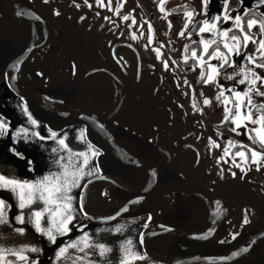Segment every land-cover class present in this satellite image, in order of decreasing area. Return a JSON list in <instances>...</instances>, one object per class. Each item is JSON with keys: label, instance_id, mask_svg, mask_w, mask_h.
Here are the masks:
<instances>
[{"label": "snow or ice", "instance_id": "obj_1", "mask_svg": "<svg viewBox=\"0 0 264 264\" xmlns=\"http://www.w3.org/2000/svg\"><path fill=\"white\" fill-rule=\"evenodd\" d=\"M40 2L49 8L51 16L62 18L81 29L85 25L92 29L96 24L105 29L107 24L100 23V19L115 25L116 21L110 15H103L99 9H105L124 21L131 20L130 29L136 24L132 14L134 9L120 16L124 0H119L115 6L113 0H64L57 7L51 6L53 0ZM156 7L161 14L169 11L165 0H159ZM85 9L95 12L98 18L95 23L88 22L90 12ZM174 10L182 14V24L176 33L181 38V46L175 49L173 45L172 49H167L166 42L160 41L152 47L155 29L149 21L147 42L143 48L149 58L153 54L155 56L150 67L155 71L156 61H159L170 79L177 81L175 87L179 88L175 68L183 63L185 71L197 73L192 81L184 78L183 85L187 90L180 92L189 99L191 110L199 114L193 117L197 125L203 124L205 108L215 105L221 115L211 135L200 131L188 132L186 126L177 130L181 117H187L188 113L183 111L185 105L179 96L176 100L163 96L165 90L161 76V82L149 89V95L160 102L162 119L151 120L145 134L148 146H158L155 166L132 157H129V163L138 170H144L147 187H151L154 183L158 185L164 166L175 165L183 156L185 165L173 169L177 182L195 180V173L206 181L205 190L197 196L211 209L210 223L204 231L193 233V237L207 239L209 234L218 231L212 226L217 224L216 218L227 220L230 214L227 200L219 192L223 185L242 184L264 205V0H199L198 7L185 3L174 6ZM14 15L24 17L28 13L14 9ZM31 15L37 21H43L41 15L35 12ZM171 28L172 23L168 20L167 29L170 31ZM129 35L131 41H138L135 30ZM46 37L47 33H42L39 42L34 41L25 48L33 60L36 59L33 49L45 47ZM108 43L111 45L113 42ZM128 47H133V44L129 43ZM166 49L169 52L167 58ZM174 50L180 52L179 57L174 55ZM111 55L121 69L127 67L128 61L115 49ZM65 59L70 62L69 74L77 76L80 71L78 58L66 56ZM25 63L17 57L0 69V83L9 94L0 105V140L5 142L10 158L24 161L32 177H20L0 161V264H45L41 260L45 252L51 253L47 264H164L163 257L150 253L145 240L149 234L145 230L155 223V213L148 211L142 225L136 224L139 217L133 215L131 220L127 219L131 209L145 201V185H141L144 194H137L111 207L115 203L112 193L117 180L103 167V145L90 139L93 128L107 132L105 123L101 122L104 117L99 113L92 114V110L63 111L60 113L63 123L53 124L35 114L18 86L24 76ZM100 71L95 67L91 69L92 73ZM142 73L143 69L139 68L135 79L143 81ZM34 75L46 86L52 82V76L46 69L37 67ZM84 75L90 76L91 73L85 71ZM112 79L119 85L121 77L118 74ZM204 87L214 88V93L205 94ZM114 96L115 101L109 111H120L126 99L118 86ZM42 99L48 102L53 97L45 95ZM13 100L15 103L9 108ZM136 102H144L143 94L136 98ZM58 104L64 105V101L60 100ZM73 116L77 119L73 120ZM112 123L119 126L121 122L114 117ZM24 146L35 148L36 155L27 153ZM201 146L205 149L204 156L201 155ZM209 158L215 161V168L209 163ZM41 162L42 167H38ZM205 165L207 175L203 172ZM95 181L101 182L96 189L97 201L103 200L109 205L108 212L90 209V191L95 187ZM103 181L110 183L104 184ZM175 196L169 191L167 202L173 207ZM258 211L255 203L245 201L240 219L236 222L228 220L226 236L217 243L224 245L229 243V239L235 241L242 234L236 228L250 225ZM86 221L107 226H97L89 231ZM157 227L161 233L175 230L169 222L160 223ZM258 240H264V230L230 254L205 256L203 259L233 261L248 253ZM167 264H172V261ZM175 264L181 262L177 260Z\"/></svg>", "mask_w": 264, "mask_h": 264}, {"label": "rangeland", "instance_id": "obj_2", "mask_svg": "<svg viewBox=\"0 0 264 264\" xmlns=\"http://www.w3.org/2000/svg\"><path fill=\"white\" fill-rule=\"evenodd\" d=\"M0 1H10V0H0ZM124 1H125V7L122 9V14L120 16L128 14L131 10L134 9L135 11L132 14L135 16L136 24L133 25V27L130 29L128 25L131 24L132 21L131 20L124 21L119 18L122 24V29L119 32V34L115 36V39L116 41L127 40L133 42L136 46L139 45L138 49L141 59V66H142L141 68L143 69V73H142L143 81L135 79V72L138 70L137 67L138 59H136L137 58L136 55H132L130 62L128 61V64L130 66L127 65L129 66V71L131 72L130 73L131 76L128 79L127 78L124 79L126 81V84L129 86L128 96L126 98V103L122 106V110H120L117 113L116 117H118L120 122L126 125L128 128L129 126H131V129L135 131H139L140 133L145 135L148 131V125L151 120L162 119L160 106H159L160 102L155 98H153L151 95H149V89L155 84L160 83L161 82L160 77L163 75L164 77H163L162 86L164 90H166L164 86H167V73H165L163 68L159 65V61H156V69L155 71H152L150 66L152 64V61L155 60V56L153 54L152 57L149 58L147 51L143 48V45L147 42L146 41L147 23L151 21L155 29L154 43L152 45V47H155L160 41H164V38L166 37L168 17H166L167 16L166 14L165 16L164 14H161L158 8L156 7L159 0H124ZM193 1L195 3H198L197 5H199V0H193ZM32 2L35 5L37 13L41 15L43 19L47 22L48 32H49L47 43L54 42L55 31L52 28V24L57 25V28L62 32L64 39V44L62 48L57 53L55 58H53L52 62H49L47 65L46 63L43 64L41 62L43 58L36 56L40 52L45 51L44 48H42L40 50L36 49L33 51V54L36 57L35 60H33L32 56L30 55L29 59L24 64V67L26 68L31 66V70H33V72L35 68L39 67L46 69L51 74L52 76L51 84L47 86L44 85L47 89H51L69 78H72L76 83L79 84L81 80L85 77L84 75L85 71L89 72L93 67L95 68L104 67V66L106 67V66H110V64L113 63L110 56L111 52L106 47V42L109 39L108 37H106V34H109V32L112 31V27H110L107 24L108 22H105L100 19V23L107 24V27L104 30L100 28L99 24H96L95 27L92 29H88L86 25L83 29H81L76 25L65 22V20L62 18H56L54 16H51L49 13V8L43 6L40 0H32ZM62 3H64V0H53L51 6L57 7ZM185 3H190V0H165V7L167 10H169L166 13L170 12L171 13L170 16L174 21V31L172 36L177 39L179 45H181V38H178L176 36V33L180 29L182 24V18H181L182 14H177L176 11L174 10V6L183 5ZM85 11L90 12V18L88 22L95 23V21L98 19L95 16V12L88 9H85ZM99 11H101L103 15L118 17L112 13L107 12L105 9H99ZM22 21H23L22 17H18L14 14H8L0 17V40L10 35L15 41L17 42L21 41L23 37ZM141 25H143V27H141ZM132 30H135L137 32V35L139 37L138 41H131L129 33ZM141 32H143L144 35H140ZM193 39H195V36H193ZM121 50H125V48H122ZM168 55L169 52L166 49L165 57L167 58ZM174 55L176 57H179L180 52L177 51L174 53ZM66 56L67 57L75 56L78 58L80 71L77 76H72L69 74L68 68L70 62L65 59ZM115 68H117L116 65ZM176 69L180 71L182 76L187 77L190 81H192L197 75L196 72L185 71L184 65L183 66L179 65L178 67H176ZM25 71L26 70H24L23 78L20 79L23 88H25L24 87L25 84L29 85L33 82L28 78ZM77 91L79 93L78 99L75 102V104H72L74 108L84 109L86 111L92 110V114H94L96 109H99L103 106L105 107L106 104H90L87 93L80 88L77 89ZM141 94H143L144 97V102L142 104H138L137 102L136 104H129L131 101H133L134 98L141 96ZM165 94L166 91H164L163 96H165ZM98 100L99 98H96V101ZM128 101L130 102L127 104ZM184 104L188 116L181 117L177 130H179L180 127L186 126L188 128V132L200 131V132H206L207 135H211L214 129L216 128V126L212 127L210 121L208 120V118H206L205 113L202 117L203 124L197 125V122L195 119H193V117L198 116L199 114L194 113L191 110L189 99L187 97L184 99ZM190 142L191 141H189V143ZM200 151H201V155L204 156L205 149L203 146H201ZM217 155H219V150H217ZM209 163L213 168L216 167L215 161L211 160L210 158H209ZM184 165H185V158L181 156L180 160H178L177 163L175 165H172L171 167L175 168ZM203 172L204 175H207V165H205ZM193 175L196 176V179L187 181L186 183H200V184L206 183V181L202 179L199 173H195ZM237 175L238 176L240 175L239 170H237ZM102 183L108 184L105 182ZM100 184L101 182L96 183V186L100 187ZM219 192L221 195L225 197V199L227 200V206L230 208V214L228 215V218L226 220L227 230H228V220L236 222L240 219L241 210L244 207L245 201H250L251 203H255L259 211L257 213V216L252 220L251 224L246 225L245 228L243 229H248L252 227L258 221L264 222V205H262L258 197H255L251 194V192L248 190L247 187L243 186L242 184H235V183L225 184L219 189ZM167 197L168 195L160 200L155 201V203L150 207V210L155 209V211H153L155 213L153 217L155 221H161L167 215L172 213L173 210L176 208V206L173 207L172 203L167 202ZM175 201H176V197H174V202ZM156 209H158L159 211L157 212ZM96 211L108 212L109 209L98 208V210L96 209ZM204 217H205V211H203V209H200L198 214L193 218L191 223L195 224L197 222H200L204 219ZM142 219L144 221L146 217H143ZM236 230L240 232L242 229L237 227ZM165 241H166V237L160 238L156 242V246L162 248Z\"/></svg>", "mask_w": 264, "mask_h": 264}, {"label": "trees", "instance_id": "obj_3", "mask_svg": "<svg viewBox=\"0 0 264 264\" xmlns=\"http://www.w3.org/2000/svg\"><path fill=\"white\" fill-rule=\"evenodd\" d=\"M6 2L7 1H0V7H2ZM27 42V39L17 42L10 35L0 40V69L4 68L7 63L23 52L27 47ZM60 46L61 45L59 44L57 49H59ZM29 79L33 81L37 89H33L29 85L25 84L24 87L27 90L37 93H45L52 97H58V95H62L67 97V102H70V99L74 100L78 97V88H76V85L72 81H64L51 89H47L44 84L40 82V78L35 77L33 70L29 71ZM29 104L31 109L38 116L52 121L53 124L63 123L60 113L50 108L43 107L33 101H29ZM72 119L75 120L77 118L72 117ZM116 131L117 132L114 133L116 138L130 139L133 142L135 141L137 146L134 148L133 152H135V154H139L138 156L141 158H146L143 155V152L149 150L152 147L145 143L144 136L140 135L139 133H133L121 126L117 127ZM90 139H92L93 142L99 141L100 144L103 145L105 149V155L102 157L103 167L106 169L108 175L115 177L119 182V185L113 186L115 190L112 193V195L115 197V200L118 202L117 204H120L122 200L134 198L137 194H144L142 192L141 185L147 182L145 180V173H140V169L138 170L135 165L121 162L113 153L110 145L93 129ZM5 164L7 168L11 169L16 175H18L16 167L13 164L7 162H5ZM164 167L165 171L159 179L156 191H160L168 184L175 182L177 183L174 170L167 166ZM94 184L95 187L91 189L89 197L91 211H96V209L98 210L94 196V191L97 186L96 183ZM175 194L176 201L174 204L176 208L161 221L169 222L175 227L192 232L205 228L207 225H209L211 209L208 208L206 201L201 202L197 196V193L194 192L186 191L177 192ZM154 203L155 202L145 199V201L131 209V213L127 218H133V215L139 218L146 217L148 211H155V209L150 210V207ZM200 209L205 210L204 219L200 222L192 224L191 222L193 218L198 214ZM156 210L157 212L159 211L158 209ZM226 222L227 221L223 220L215 236L206 241L189 240L174 236H161L156 237L151 242V248L157 253L170 256H215L229 252L239 247L253 234L264 228V222L258 221L252 227L248 229H242L240 231L242 234L235 241L229 239L228 244L221 245L217 243V241L224 239L226 236ZM162 237H166V241L164 242L163 247L159 248L156 246V242ZM263 251L264 240L256 243L254 247L250 249V251L246 253L241 259L223 264H264Z\"/></svg>", "mask_w": 264, "mask_h": 264}, {"label": "flooded vegetation", "instance_id": "obj_4", "mask_svg": "<svg viewBox=\"0 0 264 264\" xmlns=\"http://www.w3.org/2000/svg\"><path fill=\"white\" fill-rule=\"evenodd\" d=\"M10 1H16V2L22 3V4L26 5V6H28L29 8H31L32 10H34L37 13L35 5L32 2V0H10ZM192 1L190 0L189 4H191L193 7H198L199 6V5H197L198 3H195L194 1L193 2ZM7 2H9V1H7ZM118 2H119V0H113V6H115V4L118 3ZM124 7H125V1H124L123 8ZM122 9H121L120 15L122 14ZM165 14L167 15L166 17H168V20L171 21L172 28H171L170 31L168 29L166 30V37L164 38V42H166V44H167V49H172L173 45H175V49H179L181 45H179L177 39L172 36L173 35V31H174V21L171 18L169 13H164V16H165ZM37 15H39V14L37 13ZM22 18H23L22 23L24 24V27H25V35H24L23 39H21V41L24 40V39L25 40L27 39V41H28L27 45H28V43H29V41L31 39V20H30L29 17H26V16H24ZM112 19L114 21H116V23H115V25L112 24V23H107L110 27H112V31H110L109 34H106V37L109 38L107 40V42H106L107 49L110 52H112V50L115 49L118 52L119 55H122L129 62L131 60V56L132 55H136L137 58L136 57L135 58L138 59L137 67H138V69L141 68L142 66H141V59H140V53H139L138 47L133 42H130V41H127V40L116 41L115 36L118 35L119 32L121 31L122 24H121V21H120L119 17L113 16ZM197 19H199V17H197ZM43 22H44V24L46 25V28H47V37H46V40H45V45L46 46L43 47L45 51L40 52L36 56H39V57L43 58L41 60V62L43 64L46 63V65H47L49 62H52L53 58H55L57 53L62 48V46L64 44V39H63V34L57 28V25L52 24V28L55 31L54 32V42L53 43H47L48 36H49L48 25H47V22L44 19H43ZM164 23H165V21H164ZM117 28H119V31H117ZM37 29H38L39 37H41V34L43 33V27L41 25V22H39V21H37ZM102 30H104V29H102ZM107 30H108V28H107ZM195 39H196V37H195ZM109 41H112L113 43L110 45L108 43ZM129 43H132L133 47L129 48L128 47ZM59 44L61 46L59 47V49H57V46ZM122 48H125V50H121ZM177 51L178 50H174V53L177 52ZM110 56H111V59H112L114 65L112 63V64H110V66H106V67L105 66L104 67H96L98 69H101V71L100 72H95V73H92L91 71H89L91 73V75L90 76H85L81 80V82L79 84L76 83L72 78L66 79L64 81H72L76 85V88L83 89L87 93V96L89 98V103L90 104H106L105 107L103 106V107H101L99 109H96L94 114L99 113L100 116H103L104 120H102L101 122L105 123L106 127L112 132V134L114 135L115 139L120 144H122L124 147H126L132 154H134L137 157H139L138 156L139 154H135V152H133L134 148H136V146H137L135 141L133 142L130 139L116 138V136L114 134L115 132H117L116 128L119 127V126L124 127L127 130H129V128L126 125L122 124V123H120L119 126L114 124V123H112L113 118L116 117V115H117V113L119 111H109V109L111 108L113 102L115 101L114 90L116 89L117 86L119 87L120 92L123 94L125 99L127 98L128 92H129V86L126 84V81L124 79L125 78H127V79L130 78V76H131L130 73L131 72L129 71V66H130L129 64H128L129 66H127L126 68L121 69L119 67V65L116 63V61L113 60L111 54H110ZM115 65H116L117 68H115ZM159 65H160V62H159ZM180 65L183 66V63H181ZM105 69L107 71H104ZM24 70H26L25 73L27 74V76L29 78V71L31 70V66H29L28 68L24 67ZM120 72H121V74H120ZM117 74L121 77V81H120L119 85H117L116 82L112 79L113 75H117ZM175 75H176V77H177V79H178V81L180 83V87L179 88L175 87V84H176L177 81H174V80L170 79V76L167 73V86H164L165 89H166L165 90L166 94H165L164 97H167L170 100H176L177 97L179 96L180 102H182L184 104V99L186 97L180 95V92H181L182 89L186 91V88L183 85V80H184L185 77L182 76L180 71L178 69H176V68H175ZM163 77H164V75H163ZM29 86L32 87L33 89H37L36 85L33 82L31 84H29ZM98 94H99V96H98ZM54 98H59V99H62V100L67 102V97L62 96V95H58V97H54ZM96 98H99V100L96 101ZM77 99H78V97L76 99H74V100L70 99L69 100L70 102H67V103L71 104V106L73 107L72 104H75ZM129 102L130 101H128L127 104ZM129 104H136V98H134L133 101H131ZM183 111H186V108ZM111 113H113V114L111 115ZM129 131H131L133 133L134 132L135 133H139L140 135L145 137V135L140 133L139 131H135L133 129H131ZM157 151H158V146L156 148L152 147L149 150L143 152V155L146 157L145 159H149V160H152L153 162H155L156 161L155 154H156ZM167 167H169V166H167ZM169 168L174 169L173 167H169ZM140 171H141L140 173H145L143 169H140ZM175 183H172V184H175ZM177 183H179V182H177ZM144 185H145V188H146L147 187V182ZM168 185H170V184H168ZM156 187H157V184H156ZM155 191H156V188H155ZM156 192H158V191H156ZM203 211H205V210L203 209ZM221 222H222V220H221ZM220 225H221V223H220Z\"/></svg>", "mask_w": 264, "mask_h": 264}, {"label": "water", "instance_id": "obj_5", "mask_svg": "<svg viewBox=\"0 0 264 264\" xmlns=\"http://www.w3.org/2000/svg\"><path fill=\"white\" fill-rule=\"evenodd\" d=\"M14 9L16 10H23L24 12L28 13V15H25L26 17H29L31 20V39L27 45L30 46L32 44V42H39V34H38V29H37V20L35 19L34 16L31 15L32 12H35L34 10H32L31 8H29L28 6L16 2V1H9L7 3H5L2 7H0V17L4 16V15H8V14H14ZM36 13V12H35ZM37 14V13H36ZM41 22V25L43 27V33L46 32L47 33V28L46 25L44 24L43 21H39ZM25 50V49H24ZM36 49H33V51ZM31 54L27 53L26 51L21 52L18 56H16L15 58L19 57L21 60L27 61V59L30 57ZM12 60L9 62L11 63ZM24 66V65H23ZM19 88L21 89L22 93L26 95V98L29 101H33L38 103L39 105L43 106V107H47L50 108L58 113H61L63 111H70V112H78L80 109L74 108L72 107L70 104H68L66 101H64V105H59L58 102L62 99L59 98H54L52 101H48L45 102L42 98L45 95V93H37V92H33L27 89L22 88V86L20 85V80H19V84H18ZM113 113H111L112 115ZM76 117V116H73ZM77 118V117H76ZM107 128V127H106ZM93 130L99 135L101 136L104 140L106 137H108L107 139V143L110 145L113 153L116 155V157L123 163H129V157H132L133 159H140L142 160L146 165H152L155 166V162H153L152 160L149 159H145V158H141V157H137L136 155L132 154L126 147H124L122 144H120L114 137V135L112 134V132L107 128V132H102L99 129L93 128ZM133 165V164H131ZM100 181H95L94 183H97ZM105 183H110V181H103ZM119 185V182L117 181V184ZM156 188V184H152L151 187H146V199L152 202H155L157 200L162 199L163 197L167 196L169 194V191L177 193V192H194V193H199L204 191V184H200V183H175V184H170L165 186L164 188H162L160 191L156 192L155 191ZM132 199V198H131ZM143 202V201H141ZM140 202V203H141ZM139 203V204H140ZM138 205V204H137ZM136 206V205H135ZM217 224L216 225H212L213 227H216L217 229H219L220 227V223H221V217H217ZM160 223H164L163 221H155L154 224H150L149 228L145 231H147L149 234L145 237L146 240V244H147V248L150 251V253L153 256H158V257H163L164 259V264H167L168 261H172V264H175V261H180L181 264H223V263H228V262H234L237 261L239 259H241L245 254H242L239 257L234 258L233 261H227V262H222V261H218L213 259L212 261H206L203 259V257L205 256H170V255H165V254H160L155 252L154 250H152L151 248V242L156 238V237H161V236H174V237H178V238H184V239H189V240H197V241H206L212 237L215 236V234L217 233H212L209 234L207 239H203V238H194L193 237V233H199L202 232L206 229L202 228L200 230L197 231H186L184 229L178 228L173 226V228L175 229L174 231H172L171 233H161L159 228L157 227L158 224ZM264 230V228L262 229ZM259 230L258 232H256L255 234H253L250 238H248L245 242H243L239 247H243L246 245V243L248 241H250V239L253 236H258L259 232L262 231ZM153 233H158V235H153ZM262 240H258V242H260ZM238 248V247H237ZM237 248L233 249L236 250ZM231 250V251H233ZM226 252L220 255H226V254H230V252ZM218 255L212 256V257H216Z\"/></svg>", "mask_w": 264, "mask_h": 264}, {"label": "crops", "instance_id": "obj_6", "mask_svg": "<svg viewBox=\"0 0 264 264\" xmlns=\"http://www.w3.org/2000/svg\"><path fill=\"white\" fill-rule=\"evenodd\" d=\"M22 32H23V37H24V35H25V27H24V24H22ZM23 37H22V39H23ZM251 47L252 46L250 45L249 46V49L250 50H251ZM203 91L205 92V94L214 93V88L204 87L203 88ZM8 95L9 94L6 92L5 87L3 86L2 83H0V105H3L4 101L8 99ZM14 103H15V101L13 100L11 102V104H9V108H11ZM204 113L206 115V118H208V120L210 121L212 127L216 126V123L219 120L220 115H221L219 108H217L214 105L213 107L205 108ZM24 150L27 153H29V154L36 155L35 148H33L31 146H24ZM0 159H1V161H4V162L13 164L16 167L17 174L20 177L32 178L28 174V170H27V167H26L24 161H21L19 159H16V160L14 159L13 160L12 158H10L9 154L7 153V149H6V146H5V142L3 140H0ZM37 159H40V157L37 156ZM42 163L43 162H41V165L38 166V167H42ZM37 174H41V173L40 172H37ZM98 187L99 186H97L95 188V191H94V196H95V200H96V206L99 209H104V208L109 209V205L104 204L103 200H100L99 202L97 201V198H96V189ZM117 203L118 202L115 200V203L112 204L111 207H114ZM127 219L131 220L132 218H127ZM86 223L89 224V231L94 230L97 226H99V227H105V226H107L105 224H99L98 225L97 223H94V222H87L86 221ZM136 224L137 225H142L143 224V219L142 218L137 219L136 220ZM129 227H133V225H129ZM125 231H127V229H125ZM117 235H119V234H117ZM50 255H51L50 252H45V254L41 256V260L44 261L45 264H47V258Z\"/></svg>", "mask_w": 264, "mask_h": 264}]
</instances>
